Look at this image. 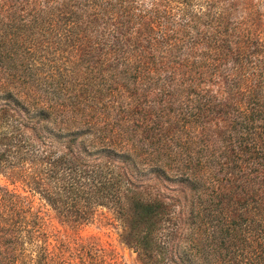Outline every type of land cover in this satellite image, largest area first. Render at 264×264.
I'll return each instance as SVG.
<instances>
[{
	"label": "trees",
	"instance_id": "16d2710c",
	"mask_svg": "<svg viewBox=\"0 0 264 264\" xmlns=\"http://www.w3.org/2000/svg\"><path fill=\"white\" fill-rule=\"evenodd\" d=\"M142 1L0 0V169L73 230L39 261L120 264L79 235L106 209L141 264H264V38Z\"/></svg>",
	"mask_w": 264,
	"mask_h": 264
},
{
	"label": "rangeland",
	"instance_id": "374dc122",
	"mask_svg": "<svg viewBox=\"0 0 264 264\" xmlns=\"http://www.w3.org/2000/svg\"><path fill=\"white\" fill-rule=\"evenodd\" d=\"M146 3L147 0H143ZM225 6L234 4L231 22H243L264 38V0H218ZM165 183L161 190L181 201L185 187ZM160 188V186H158ZM60 223L57 215L34 189L18 176L0 169V264H41V253L53 251L54 237L64 240L73 230ZM57 234V235H56ZM82 237L95 238L120 264H141L134 250L120 239V227L111 211L99 209L96 219L79 229Z\"/></svg>",
	"mask_w": 264,
	"mask_h": 264
}]
</instances>
